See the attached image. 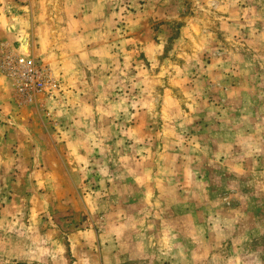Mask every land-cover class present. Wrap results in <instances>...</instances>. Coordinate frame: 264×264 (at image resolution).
<instances>
[{
  "label": "rangeland",
  "instance_id": "374dc122",
  "mask_svg": "<svg viewBox=\"0 0 264 264\" xmlns=\"http://www.w3.org/2000/svg\"><path fill=\"white\" fill-rule=\"evenodd\" d=\"M0 264H264V0H0Z\"/></svg>",
  "mask_w": 264,
  "mask_h": 264
},
{
  "label": "built area",
  "instance_id": "2783aa9c",
  "mask_svg": "<svg viewBox=\"0 0 264 264\" xmlns=\"http://www.w3.org/2000/svg\"><path fill=\"white\" fill-rule=\"evenodd\" d=\"M2 72L14 81L17 93L31 101L36 93L46 91L50 83V74L35 58L27 55H17L13 61L2 66Z\"/></svg>",
  "mask_w": 264,
  "mask_h": 264
}]
</instances>
